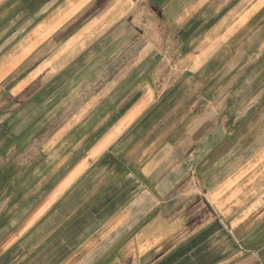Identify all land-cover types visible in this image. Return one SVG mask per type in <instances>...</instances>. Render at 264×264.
Returning <instances> with one entry per match:
<instances>
[{"label":"crops","instance_id":"obj_1","mask_svg":"<svg viewBox=\"0 0 264 264\" xmlns=\"http://www.w3.org/2000/svg\"><path fill=\"white\" fill-rule=\"evenodd\" d=\"M262 29L264 0H0V264H264Z\"/></svg>","mask_w":264,"mask_h":264},{"label":"rangeland","instance_id":"obj_2","mask_svg":"<svg viewBox=\"0 0 264 264\" xmlns=\"http://www.w3.org/2000/svg\"><path fill=\"white\" fill-rule=\"evenodd\" d=\"M259 34H257L256 33V31L254 30V33L253 34H250V38H252V37H254L253 38V40L252 41H254V42H256V37L257 36H259V38H260V40H261V36H263V39H264V29H262V30H259ZM256 45L257 44H255V43H252L251 45H249V47H248V49H247V51L246 52H248V57L246 58V59H243L242 61H236V60H233V62H232V68L234 69V72L232 73V76H230V77H227V82L225 81V78H221V80H220V82H218V84L219 83H222V84H224V83H228V82H232L234 85H239V84H241V83H244V81H245V79L246 78H236L235 76L238 74V71H239V69H241L242 67H243V65L244 66H246L247 64H248V72L250 71V69H256V67H258V66H256V62H254L252 59H250L252 56L251 55H249V53L251 54L252 52H254V48L256 47ZM240 47L241 46H238L237 48H235V53H240V52H243V53H245V50H241L240 49ZM253 54V53H252ZM245 57V56H244ZM235 59V58H234ZM260 64H261V66L263 65V67H264V60H262V62H260ZM259 67H260V65H259ZM231 68V69H232ZM252 71V70H251ZM253 72V71H252ZM251 72V73H252ZM250 73V74H251ZM264 75V74H263ZM220 79V78H219ZM218 79V80H219ZM240 79H242V82H238ZM251 79V77L249 78V80ZM256 80V79H255ZM237 82V83H236ZM255 82H257V80L255 81ZM257 84V83H256ZM258 84H263L264 85V77H261V78H259L258 79ZM263 94V93H262Z\"/></svg>","mask_w":264,"mask_h":264}]
</instances>
